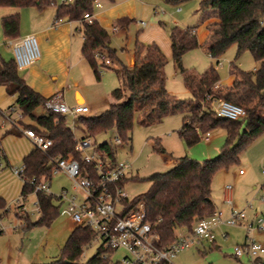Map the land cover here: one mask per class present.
<instances>
[{
  "label": "trees",
  "instance_id": "1",
  "mask_svg": "<svg viewBox=\"0 0 264 264\" xmlns=\"http://www.w3.org/2000/svg\"><path fill=\"white\" fill-rule=\"evenodd\" d=\"M93 1L73 0L65 4L57 3V0H0V7L43 9L55 5V20L65 19L77 24L75 31L82 36L81 56L91 68L95 80H101L104 70L114 71L120 86L110 92L112 102L107 109L97 116L83 115L76 119L75 130L82 132L83 139L116 133L122 142H126L135 124L148 126L173 114L183 115L182 127L177 134L187 147L199 142L194 131L196 125L201 132L217 129L225 132V142L215 158L205 161L187 156L177 158L172 169L150 175L147 178L148 189L126 202L127 209L137 204L143 205L145 220L152 232L158 235L159 246L166 247L174 241L175 230L189 231L196 222L212 215L215 211L211 200L213 175L235 164L239 154L264 133V0H198L200 23L215 18L214 22L206 25L208 35L204 43L209 57L217 60L215 64L231 46L236 47V60L247 51L259 62L254 72H245L234 62L230 63L229 74L233 77V83L229 87L216 86L220 78L212 64L200 74L182 67V57L198 47L194 33L196 27L183 29L172 26L168 29L171 59L177 65L183 85L190 94L188 100L177 99L166 91L163 69L167 60L156 44L135 42L134 68L129 69L122 63L107 44V31L95 20L88 24L82 19L85 13L94 12ZM182 1L186 0L174 2ZM206 11L210 13H204ZM1 28L5 38H18L19 14L2 17ZM96 53L109 59L110 64L99 63ZM0 86L5 87L9 96H16L9 108L20 111L35 123L26 127L52 141L46 152L34 149L23 158L25 181L32 177L50 180L52 168L49 159L55 156L77 160L83 173L88 172L93 180L98 178L93 164L80 159L74 131L62 115L51 112L34 115L46 98L19 76L13 59L4 61L0 58ZM214 100L231 102L242 107L246 114L239 120L218 118L210 107ZM11 133V129L6 131V134ZM94 147L109 165L115 164V146L112 143L104 142ZM125 179L121 180L120 185ZM32 191V187L24 182L21 197L26 198ZM36 200L39 205L38 218L34 222L26 219L21 229L23 231L36 226L49 227L59 215L60 204L53 196L37 193ZM5 208L6 203L0 197V214ZM93 235L89 227L76 226L62 247L59 258L44 264H109L98 257L99 252L84 263L80 261L83 248L91 242Z\"/></svg>",
  "mask_w": 264,
  "mask_h": 264
},
{
  "label": "rangeland",
  "instance_id": "2",
  "mask_svg": "<svg viewBox=\"0 0 264 264\" xmlns=\"http://www.w3.org/2000/svg\"><path fill=\"white\" fill-rule=\"evenodd\" d=\"M175 0H153L157 2L156 6L159 15H165L178 22V27H196L200 26V8L198 0H186L182 2H174ZM61 0H57L60 3ZM143 3L148 0H142ZM180 8V13H175V10ZM163 23H165L163 21ZM264 27V19L262 20ZM170 28L171 24L163 26ZM2 29L0 30V43L5 41L2 39ZM199 43V42H198ZM205 43V42H204ZM204 43H199L194 50L187 52L181 61L184 69L194 70L196 73H203L211 64L216 67L220 80L229 78L230 63L234 62L241 70L245 72H254L259 62H256L249 52H243L236 60V47L231 46L218 59V66L215 64L217 60H212L205 50ZM203 45V46H202ZM80 57V56H79ZM81 59V58H80ZM163 72L165 76V88L170 90L177 99H190L189 93L183 85L181 75L178 72L177 65L172 59H166ZM83 61V65L86 63ZM88 69V68H87ZM88 71V70H87ZM84 77V74L78 66L75 69V78L82 81V93L88 96V106L94 105V109L90 107L88 116H93V113L103 112L107 109V105H99L100 96L108 95L113 89L120 86V82L113 70H104L99 83H97L92 75ZM90 81V82H89ZM99 89V90H97ZM168 92V91H167ZM171 94V93H170ZM109 99V98H108ZM92 104V105H91ZM101 110V111H100ZM42 113V108L35 111L38 116ZM85 116V115H84ZM182 114L168 115L159 123L142 126L135 124L132 132L128 136V140L120 146H115V158L117 162L128 163L130 169L126 174V179L123 182V188L128 199H133L139 194L144 193L149 182L147 178L154 173L167 172L174 167V160L187 156L197 161H205L215 158L225 142V132L217 129L210 131L211 141L205 142L199 140L191 147L179 138L177 132L182 127ZM26 122H30V118L24 117ZM22 121V120H21ZM71 119L68 118V123ZM76 123V121H74ZM22 124V122H20ZM196 127H198L196 125ZM1 133V131H0ZM76 140L82 138L80 130H74ZM92 145H99L104 142L113 143V136L109 134H100L90 139ZM91 147L87 149L90 153ZM21 164H12V167H20ZM242 171L243 176L239 175ZM264 133L250 143L238 157L235 164L228 168L217 171L212 178L211 190L212 199L217 206L218 212H221L222 219H226L230 213V209L223 205L224 188L230 186L232 188L233 207L236 211H243L246 203H252L254 209L258 212L264 211V203L261 199L264 198ZM51 186L49 193L53 196H58L61 189L70 190L71 181L61 173L51 177ZM36 196L32 193L28 194L24 206L29 212L28 219L34 222L38 216L35 211ZM64 206L59 209V215L49 227L36 226L27 231L21 230L20 220L25 217L20 215L19 211L5 210L2 212L1 224L5 227V232L1 236L16 235V248L14 257L10 264H16L15 258L19 252L22 257L19 264H44L52 262L59 258L60 251L64 246L70 232L77 226L72 224L67 215L64 213ZM247 217L251 215L250 211H246ZM184 232V231H183ZM246 235L242 227L229 229V235L225 241H221L219 248L210 246L207 243L196 245L186 249L172 260L173 264H251L246 258L237 260L233 257V248L243 242ZM21 236L23 237L21 239ZM254 240L264 248V232H255ZM99 243L93 242L90 247L83 248L81 262H86L92 258ZM198 248V251L197 249ZM123 255L122 251L114 253L112 261L116 262ZM24 259V260H23ZM264 261V255L262 256ZM0 264H7V261H0Z\"/></svg>",
  "mask_w": 264,
  "mask_h": 264
},
{
  "label": "built area",
  "instance_id": "3",
  "mask_svg": "<svg viewBox=\"0 0 264 264\" xmlns=\"http://www.w3.org/2000/svg\"><path fill=\"white\" fill-rule=\"evenodd\" d=\"M72 1L61 0L60 3L69 4ZM93 6L99 8L101 6L99 0H94ZM176 11H180V8ZM82 19L88 24L94 21L91 13H85ZM58 21L60 20H55V22ZM136 25L143 28L145 22L137 20ZM113 31L116 32L117 28L114 27ZM4 45L11 51L12 59L19 70L26 69L40 58L38 43L33 35H24L15 39L6 38ZM95 57L99 63L110 64L109 59L99 53H96ZM210 107L218 118L239 120L246 114L242 107L225 100H214L210 103ZM42 109L45 112L62 115L72 131L75 130L74 121L77 117L88 112V108L82 104L66 105L60 95L47 98ZM68 118L71 119L70 123H68ZM22 119L23 114L13 108L0 111V127L17 128L32 143L34 149L46 152L52 145V141L31 128L21 126ZM194 131L199 140L209 141L210 132H201L198 127H195ZM111 135L113 136V146H120L123 143L116 133ZM90 147L91 151L88 153L87 149ZM76 149L83 162L93 164L98 178L93 180L88 172L83 173L79 162L73 158L52 157L49 159L52 176L61 173L71 181L70 190L63 188L58 196L49 193V179L32 177L25 181L23 165L10 167V172L22 183L27 182L32 187V194L35 196L37 193L53 196L59 202L60 207L64 206V213L72 224L92 229L93 238L85 248L90 247L93 242L99 243L96 253L99 252L100 259L107 260L109 264H173L172 260L177 254L186 249L202 245L204 242L215 246L216 229L227 226L242 227L246 232L243 242L234 246L233 257L237 260L246 258L251 264H262L261 256L264 253V248L254 240L253 234L264 232V211H256L250 202L246 203L243 211H236L232 205V188L230 186L224 188L223 201L230 208L226 219H222L221 212L215 210L211 216L196 222L189 231L175 230L174 241L166 247H160L158 235L152 232L145 220L143 205L137 204L131 209H127L126 202L130 199L123 188V182L122 185L120 182L126 178L130 165L117 161L115 164L109 165L92 145L90 139L77 140ZM239 174H242V171H239ZM262 174L264 175V171ZM261 202L264 203V198L261 199ZM34 205L38 216L37 200ZM14 209L19 211L21 216H26L25 219H19L22 229L29 217V212L20 199L16 200ZM246 211L251 212L249 218ZM3 218L0 214V234L5 232V227L1 224ZM221 237L226 238V234L221 233ZM196 249L198 250V248ZM118 251H122L123 255L119 260L113 262L112 256Z\"/></svg>",
  "mask_w": 264,
  "mask_h": 264
},
{
  "label": "crops",
  "instance_id": "4",
  "mask_svg": "<svg viewBox=\"0 0 264 264\" xmlns=\"http://www.w3.org/2000/svg\"><path fill=\"white\" fill-rule=\"evenodd\" d=\"M99 2L101 6L99 8H94V12L92 13L93 19L107 31L108 46L129 69H133L136 62L134 53L135 42L142 45L156 44L165 58L168 60L171 59V43L168 36V28H164L163 26H167L169 22L171 27L177 26L178 22L174 19L172 20L168 16L159 15L156 6H153V4L157 2H153V0H148V2L145 3H143L142 0H99ZM180 12L181 9L178 12L175 10V13ZM15 13L19 14L18 37L33 35L37 40L40 51V58L36 63L26 69H18L19 76L25 80L30 88L42 97L47 99L55 95H60L62 101L66 105L74 106L82 104L88 108L86 114L90 113L91 106L87 105L88 96L81 92L83 88L82 81L75 78V69L80 66L84 77L89 79L88 75L91 74L94 80L95 78L91 68L81 56L82 36L79 32L75 31L77 24L65 19L55 22V5L47 6L43 9H37L36 7L21 9L0 7V30L2 29V17ZM204 13H210V11ZM137 20L144 21L145 26L140 28L136 25ZM163 21L165 23H163ZM214 21L215 18H211L206 22L200 23V26L194 29L199 43L205 42L208 35L206 25ZM114 27L117 28L116 32L113 31ZM183 29L185 28L183 27ZM1 39L2 42L6 39L3 32ZM0 58L4 61L12 60L11 51L4 43H0ZM81 60H84L86 66L83 65V61ZM95 81L97 83L100 82L97 80ZM232 83L233 77L229 74L227 80H219L216 86L229 87ZM167 91L169 94H173L170 90L167 89ZM15 99V95L9 96L6 93L5 87L0 86V111H5L11 107ZM111 102L110 93L105 95L103 91V96H100L98 104H105L108 106ZM94 107L95 106L92 105L91 109H94ZM44 113L46 112L42 109L40 115ZM100 113L101 112L93 113V116H97ZM86 114L85 116H88ZM21 122V126L35 125L33 120L26 122L25 119H22ZM9 129H11L13 133L6 134V131ZM0 131V197L3 198L6 203L5 210L9 209V211H13L16 200L20 199V202L25 204L26 198L23 199L21 197L23 183L19 178L11 174L10 167H12V164L22 165L23 158L33 151L34 147L17 128L8 126L0 127ZM81 139H83V134ZM211 139L212 137L210 135L209 141H211ZM239 175L243 176L244 174ZM50 186L51 182L49 181V187ZM211 200L215 210H217L218 208L212 199V190ZM223 205L229 208L224 201ZM229 229H232V227L222 226L216 229V249L219 248L217 244L227 239ZM221 233H225L226 238H222ZM22 238L21 236V239ZM17 239L18 238L14 234L0 237V261L6 260L7 264L11 263L14 257ZM263 255L264 253L262 256ZM21 258L23 257L19 252L14 263H21Z\"/></svg>",
  "mask_w": 264,
  "mask_h": 264
},
{
  "label": "water",
  "instance_id": "5",
  "mask_svg": "<svg viewBox=\"0 0 264 264\" xmlns=\"http://www.w3.org/2000/svg\"><path fill=\"white\" fill-rule=\"evenodd\" d=\"M112 133H110V135H111Z\"/></svg>",
  "mask_w": 264,
  "mask_h": 264
}]
</instances>
